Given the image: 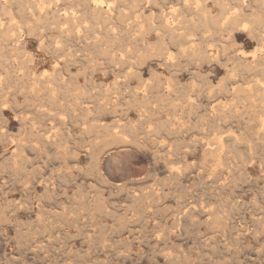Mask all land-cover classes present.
<instances>
[{"label": "rangeland", "instance_id": "obj_1", "mask_svg": "<svg viewBox=\"0 0 264 264\" xmlns=\"http://www.w3.org/2000/svg\"><path fill=\"white\" fill-rule=\"evenodd\" d=\"M138 1L159 25L134 48L142 36L127 27L59 49L32 34L26 48L0 42V264H264V0H194L205 19L187 18L196 46L184 55L163 34L177 0ZM234 6L238 28L217 29Z\"/></svg>", "mask_w": 264, "mask_h": 264}, {"label": "bare ground", "instance_id": "obj_2", "mask_svg": "<svg viewBox=\"0 0 264 264\" xmlns=\"http://www.w3.org/2000/svg\"><path fill=\"white\" fill-rule=\"evenodd\" d=\"M131 1V0H130ZM130 1L129 0H0V42L2 43L3 41H6V40H11L12 42H14V46L13 47H15L16 49L17 48H20V47H25V45H26V40L25 41H23L22 42V38L23 39H25L24 38V36L25 35H34L35 36V38L37 37L38 39H39V41L41 42V44H42V47H43V45H46V47L45 48H47V47H49V46H52V47H56V48H63V47H65L66 46V48H67V46H69L70 45V43L72 44V42H70V37H74V38H76V39H80V38H82V37H85V38H89L90 37V35H94V40H95V43H100L103 39H102V37H101V35H105L106 37H108V38H110L112 41H115L116 39H118L117 37H118V34H119V31H120V29L122 30V27H127V28H130V29H132V30H135V32L136 33H139L140 34V36H142L141 38H140V40L138 39V38H136L135 39V43L132 41V38L133 37H130V36H127L128 37V39H129V37L131 38L130 40L132 41H128L129 43H130V45H132V47H133V45H135V46H137L136 45V43H138L139 41H140V43H141V40L142 39H144V37L143 36H145V34H148L150 31H153L152 33H154L155 31H157V28H158V25L155 23V20H157V18L155 19V16L156 15H154V14H151V16H150V14H149V16H147L148 18H146V17H144V13L143 12H139V10H138V6L133 2V4H131L130 3ZM138 1V0H137ZM156 1V0H155ZM194 1V0H193ZM212 1V0H211ZM215 1V0H214ZM219 1V0H218ZM217 1V2H218ZM221 1V0H220ZM223 1V0H222ZM227 1V0H226ZM235 2V4H236V0H234ZM244 1V0H243ZM245 1H247V0H245ZM138 2H140V0L138 1ZM137 2V3H138ZM151 2V4H152V1H150ZM195 3H192V1L191 0H177V4H176V2L174 3V4H176V5H174V6H172L171 8H170V10L168 9V13H167V16H168V18H167V20H163L164 22H163V29H164V33L163 32H161V34L163 33L164 34V36H165V33H170L171 34V36H173V38L176 40V42H177V46L176 47H178V49H180V50H178L179 52L180 51H183V54L182 55H184V53H186L187 52V50H190V51H192L193 50V47H194V45H195V40L194 39H192V37H194L195 38V35L194 34H191V31H193V30H191V24L193 23V22H191V24H190V20L191 19H187L189 16L191 17V15L193 14V15H201L202 16V19H201V21L203 20V18H204V8H205V4L203 5H199V4H196V1H194ZM199 2H201V0L199 1ZM198 2V3H199ZM202 2H204L203 0H202ZM213 2V1H212ZM223 2H225V1H223ZM229 2V1H228ZM237 2H238V0H237ZM153 3H155L154 1H153ZM163 3H164V0H163ZM171 3V2H170ZM216 3V2H215ZM239 3H241V2H239ZM243 3V2H242ZM245 3V2H244ZM257 3H258V1H257ZM16 4V9H17V11L15 12L14 11V9L12 8V6H14ZM147 4V3H146ZM207 4V3H206ZM210 4V3H209ZM213 4H214V2H213ZM217 5L219 4L220 6H224V5H221V4H223L222 2H220V3H216ZM216 4H214V5H216ZM226 4V3H225ZM238 4V3H237ZM249 4V3H248ZM149 5V4H148ZM171 5H172V3H171ZM211 5V4H210ZM230 5H232V3L230 4ZM242 5V4H241ZM263 5V4H262ZM142 6V5H141ZM140 6V7H141ZM228 6V5H227ZM237 6V5H236ZM236 6H234V11H233V13H231V14H229L228 16H227V18H226V20H225V23L222 25V26H217L216 25V27H217V29H218V27H221V30L222 31H228V30H232V29H235V25H236V23H238L239 22V19H238V17L241 15L240 14V10L239 9H237V8H235ZM243 6H244V4H243ZM264 6V5H263ZM143 7V6H142ZM147 7V6H146ZM226 7V6H225ZM229 7V9L232 7V6H228ZM242 7V6H241ZM154 8H156V7H154ZM161 8V7H160ZM167 8V7H166ZM166 8H164V9H166ZM212 8V7H211ZM217 8V7H216ZM233 8V7H232ZM141 9V8H140ZM159 9V8H158ZM208 9V8H207ZM206 9V10H207ZM218 9H219V6H218ZM222 9V8H221ZM225 9V8H224ZM243 9V8H242ZM144 11H145V9H143ZM161 10V9H160ZM220 10V9H219ZM225 10H227V9H225ZM209 11H211L210 10V8L208 9V11L207 12H209ZM224 11V10H223ZM222 11V12H223ZM229 11V10H228ZM226 12V13H229V12ZM248 11V10H247ZM167 12V11H166ZM207 12H206V14H207ZM220 12V11H219ZM218 12V13H219ZM244 12H246L245 10H244ZM152 13H153V11H152ZM157 13V12H156ZM212 13V12H211ZM221 13V12H220ZM225 13V14H226ZM160 14H162V13H160ZM160 14H158L159 16H160ZM163 14H166V13H163ZM162 14V15H163ZM161 15V16H162ZM195 15V16H196ZM213 15V17H214V15L215 14H212ZM217 15V14H216ZM215 15V16H216ZM244 15V14H243ZM201 16H199V17H201ZM207 16L209 17L210 15H208L207 14ZM218 16V15H217ZM216 16V17H217ZM221 16L223 17L224 15H223V13H221ZM158 17V16H157ZM164 17H166V16H164ZM189 17V18H190ZM211 17V16H210ZM214 18V19H217L218 17H219V19L218 20H220L222 17H220V16H218L217 18ZM197 18H198V16H197ZM197 18H195V20L197 19ZM224 18V17H223ZM244 18V17H243ZM242 18V19H243ZM163 18H161V20H162ZM205 19V18H204ZM209 19L211 20L212 19V17L211 18H208V22H209ZM159 20V19H158ZM217 20V23H218V25H221V24H219V21ZM224 20V19H223ZM237 20H238V22H237ZM245 20V19H244ZM243 20V21H244ZM194 21V20H193ZM199 19H198V22H197V20H196V23H199ZM201 21H200V23H201ZM215 21V20H214ZM214 21H212V23H213V25H215L214 24ZM195 22V21H194ZM205 22H206V20H205ZM216 22V21H215ZM195 23V24H196ZM200 23H199V25H200ZM241 23L242 24H245V22L243 23L242 21L240 22V24H237V26H239V25H241ZM194 24V23H193ZM203 25H204V23H202ZM210 24H211V22H210ZM198 25V26H199ZM258 25V24H257ZM193 27H195V28H198V29H200L201 28V26H200V28L197 26V25H192ZM197 26V27H196ZM211 26V25H210ZM210 26H208V27H210ZM253 26V25H252ZM260 26V25H259ZM258 26V27H259ZM203 27L204 26H202V31L201 32H205L204 30H206L205 29V27L207 28V26H205L204 27V30H203ZM241 27H243V29H242V31H246V28H245V26L243 25V26H241ZM254 27V26H253ZM211 28V27H210ZM236 28H238V27H236ZM124 30H126V29H124ZM147 30V31H146ZM213 30V29H212ZM216 30V29H215ZM237 30V32L240 30H238V29H236ZM199 31V30H198ZM208 30H206V32H207ZM211 31V30H210ZM214 31V30H213ZM217 31V30H216ZM233 31V30H232ZM249 31H251V30H248V32ZM252 31H254V30H252ZM251 31V32H252ZM258 31V30H257ZM47 32H50V35H51V33L52 34H55L56 36L55 37H52V38H50L49 40L47 39L46 40V38H44L46 35V33ZM123 32V31H122ZM128 32H129V29H128ZM131 32V31H130ZM133 32V31H132ZM159 32V31H158ZM205 32V33H206ZM209 32V31H208ZM207 32V33H208ZM236 32V33H237ZM125 33V31L123 32V34ZM167 33V34H168ZM197 33H199V32H197ZM202 33V34H203ZM210 33H212V32H210ZM209 33V34H210ZM218 33H220V32H218ZM225 34V32H222L221 34ZM230 33V32H229ZM156 34V33H155ZM162 34V35H163ZM166 34V35H167ZM196 34V33H195ZM200 34V33H199ZM208 34V35H209ZM215 34V33H214ZM214 34L212 35V36H214ZM248 34H250V33H248ZM261 34V33H260ZM259 34V32H257V36L258 37H261V35ZM92 35V36H93ZM127 35V34H126ZM125 35V36H126ZM128 35H131V34H128ZM150 35V34H149ZM211 35V34H210ZM217 35V34H216ZM232 35V34H231ZM49 36V35H48ZM47 36V37H48ZM134 36V35H133ZM138 36V35H137ZM147 36V35H146ZM221 36V35H220ZM225 36V35H224ZM234 36V35H233ZM248 36V35H247ZM263 36V35H262ZM27 37V36H26ZM31 37V36H30ZM50 37V36H49ZM158 37V36H157ZM197 37H199V36H197ZM217 37V36H216ZM257 37V38H258ZM33 38V37H32ZM34 38V39H35ZM105 38V37H104ZM123 38H125V37H123ZM135 38V37H134ZM134 38H133V40H134ZM161 38H162V36H161ZM160 38V39H161ZM164 38V37H163ZM169 38V37H168ZM210 38H211V36H210ZM221 38V37H220ZM235 38V37H234ZM233 38V39H234ZM254 38H255V36H254ZM29 39H31V38H29ZM28 39V40H29ZM127 39V40H128ZM158 39V38H157ZM156 39V40H157ZM170 39V38H169ZM169 39H167L168 41H170ZM196 39V38H195ZM207 39V38H206ZM223 39V38H222ZM231 39V38H230ZM105 40V39H104ZM107 40V39H106ZM109 40V39H108ZM110 40V41H111ZM162 40V39H161ZM165 41H166V39H164ZM199 40V39H198ZM228 40V39H227ZM226 40V41H227ZM37 41V40H36ZM80 41V40H79ZM86 41H88V40H86ZM109 41V42H110ZM145 41H147L146 39H145ZM200 41V40H199ZM212 41V40H211ZM217 41V40H216ZM229 41V40H228ZM230 41H232V39L230 40ZM116 42V41H115ZM115 42H112V44H114ZM142 42H144V40L142 41ZM149 42V41H148ZM152 42V41H151ZM159 42V41H158ZM164 42V41H163ZM171 42H174V41H171ZM170 42V44H172V47L174 46L173 45V43H171ZM201 42V41H200ZM208 42V41H207ZM213 42V41H212ZM211 42V43H212ZM215 42V41H214ZM218 42V41H217ZM6 43H7V41H6ZM74 43V42H73ZM76 43H77V41H76ZM107 43V42H106ZM127 43V42H126ZM129 43H127V44H129ZM140 43H138V45H140ZM150 43V42H149ZM155 43V42H154ZM162 43V42H161ZM199 43V42H198ZM216 43V42H215ZM222 43V42H221ZM224 43V42H223ZM232 43H234V40L232 41ZM9 45H11L10 43H8ZM37 44H38V42H37ZM40 44V43H39ZM79 44V43H78ZM80 44H82V43H80ZM79 44V45H80ZM103 44V43H102ZM150 44H152V43H150ZM155 44H157V43H155ZM170 44H168V45H170ZM176 44V43H175ZM206 44V43H205ZM217 44V43H216ZM215 44V45H216ZM219 44V43H218ZM225 44H226V42H225ZM6 45V44H5ZM47 45H49V46H47ZM73 45V44H72ZM72 45H70L71 47H72ZM122 45V44H121ZM148 45V44H147ZM146 45V46H147ZM153 45V44H152ZM151 45V46H152ZM164 45V44H163ZM209 45V44H208ZM214 45V44H213ZM226 45H228V44H226ZM0 46H2V45H0ZM7 46V45H6ZM75 46V45H74ZM118 46V45H117ZM123 46V45H122ZM128 46V45H127ZM165 46V45H164ZM196 46V45H195ZM76 47V46H75ZM85 47V46H84ZM107 47V46H106ZM125 47H126V45H125ZM131 46L129 47V48H132ZM139 47H141V46H139ZM149 47V46H148ZM152 47H154V49H155V47H156V45L155 46H152ZM149 48V50H151V49H153V48ZM199 47H201V45L199 46ZM202 47H204V46H202ZM206 47V46H205ZM217 48L219 47L218 45L216 46ZM221 47V46H220ZM223 47V46H222ZM225 47V46H224ZM223 47V48H224ZM1 48H3V47H1ZM4 48H6V47H4ZM26 48V47H25ZM40 48V47H39ZM83 48V47H82ZM110 48V47H109ZM123 48V47H122ZM134 48V47H133ZM160 48V47H159ZM167 48V47H166ZM165 48V51L166 50H168V48L166 49ZM170 48V47H169ZM175 48V47H174ZM198 48V47H197ZM196 48V49H197ZM208 48V47H207ZM226 48V47H225ZM12 49V48H11ZM22 49V48H21ZM42 49V48H41ZM43 49H44V47H43ZM70 48H68V50H69ZM123 49H125V48H123ZM135 49H137V47H135ZM140 49H142V48H140ZM162 49V48H161ZM160 49V50H161ZM171 49V48H170ZM220 48H218V50H219ZM222 49V48H221ZM2 50H4V49H2ZM6 50V49H5ZM14 50V49H13ZM48 50V49H47ZM46 50V51H47ZM50 50V49H49ZM48 50V51H49ZM144 50V49H143ZM142 50V51H143ZM201 50V49H200ZM204 50V49H203ZM206 50V52H207V49H205ZM7 51V50H6ZM12 51V50H11ZM17 51V50H16ZM53 51H55V49L53 50ZM65 51H66V49H65ZM131 51H133L132 49H131ZM148 51V50H147ZM172 51V50H171ZM176 52L175 51V55L178 53L179 54V52ZM202 51V50H201ZM229 51V50H228ZM0 52H4V51H0ZM20 52V51H19ZM52 52V51H51ZM62 52H64V51H62ZM121 52V51H120ZM140 52V51H139ZM146 52V51H145ZM160 52V51H159ZM168 52V51H167ZM173 52V51H172ZM193 52V51H192ZM196 52V51H195ZM199 52V51H198ZM202 52H204V51H202ZM201 52V53H202ZM212 52V51H211ZM125 53V52H124ZM127 53H128V51H127ZM126 53V55H128ZM147 54H148V52H146ZM145 53V54H146ZM149 53H150V51H149ZM151 53H157L158 54V50H157V52H156V50H155V52H151ZM150 53V54H151ZM201 53H199V55L201 56ZM208 53V52H207ZM217 53V52H216ZM114 54V53H113ZM119 54V53H118ZM131 54V53H130ZM129 54V55H130ZM149 54V55H150ZM173 54V53H172ZM191 54H193V53H190V55ZM205 54L206 53H204L203 55L205 56ZM21 55V54H20ZM151 55H153V54H151ZM180 55V54H179ZM195 55V54H194ZM215 55V54H214ZM33 56V55H32ZM31 56V57H32ZM114 56V55H113ZM160 56H161V54H160ZM164 56V55H163ZM168 56V55H167ZM172 56H174V55H172ZM177 56V55H176ZM203 56V57H204ZM207 56V55H206ZM216 56V55H215ZM4 57H6L5 55H4ZM120 57V56H119ZM119 57H117V59H119ZM126 57V56H125ZM180 57H181V55H180ZM188 57V56H187ZM189 57H191V56H189ZM188 57V58H189ZM222 57V56H221ZM230 57V56H229ZM3 58V57H2ZM53 58H55V57H53ZM115 58V57H114ZM127 58V57H126ZM174 58H175V56H174ZM198 58H199V56H198ZM200 58H202V56L200 57ZM199 58V59H200ZM205 58V57H204ZM59 59V58H58ZM66 59H68V57H66ZM128 59V58H127ZM130 59V58H129ZM165 59V58H164ZM167 59V58H166ZM171 59V58H170ZM177 59V58H176ZM203 59V58H202ZM213 59V58H212ZM227 59H228V57H227ZM263 60H264V57L262 58ZM60 60V59H59ZM70 60V59H69ZM68 60V61H69ZM115 60V59H114ZM194 60V59H193ZM201 60V59H200ZM258 60V62H260V59H257ZM17 61H20V60H17ZM57 61V60H56ZM71 61V60H70ZM75 61V60H74ZM121 61V60H120ZM120 61H118L119 63H120ZM167 61V60H166ZM174 61V60H173ZM172 61V62H173ZM177 61V60H176ZM217 61V60H216ZM215 61V62H216ZM242 61V60H241ZM21 62H23L22 60H21ZM26 61H24V63H25ZM28 62V61H27ZM65 62V61H64ZM63 62V63H64ZM117 61H115V63H116ZM170 62V61H169ZM168 62V63H169ZM211 62V61H210ZM264 62V61H263ZM263 62H260V63H263ZM58 63V62H57ZM129 62H127L126 64H128ZM20 64V63H19ZM118 64V63H117ZM133 64V63H132ZM172 64H174V62L172 63ZM208 64V63H207ZM241 64V63H240ZM244 64V63H243ZM251 64H252V62H251ZM257 64V63H256ZM18 65V64H17ZM21 65V64H20ZM24 65V64H23ZM55 65V64H54ZM62 65V64H61ZM64 65H66V63L64 64ZM257 65H261V64H257ZM256 65V66H257ZM7 66V65H6ZM14 66V65H13ZM12 66V67H13ZM58 66V65H57ZM175 66H177V65H175ZM5 67V66H4ZM3 67V68H4ZM8 67H10V65H8ZM26 67H28V66H26ZM26 67H22V68H26ZM131 67V66H130ZM241 67H242V65H241ZM257 67H259V66H257ZM15 68V67H14ZM13 68V69H14ZM20 68V67H19ZM243 68V67H242ZM13 69H11V72H12V70ZM23 69V70H24ZM27 69V68H26ZM5 70V69H4ZM22 70V71H23ZM255 70V69H254ZM262 70V69H261ZM229 71V70H228ZM227 71V72H228ZM249 71V70H248ZM15 72V71H14ZM17 72V71H16ZM26 72V71H25ZM36 72V71H35ZM44 72V71H43ZM42 72V73H43ZM10 73V72H9ZM41 73V74H42ZM54 73V72H53ZM138 73V72H137ZM12 74V73H11ZM131 74V73H130ZM134 74V73H133ZM154 74V73H153ZM179 74V73H178ZM38 75V74H37ZM45 75V74H44ZM64 75V74H63ZM174 75V74H173ZM207 75V74H206ZM61 76V75H60ZM39 77V76H38ZM46 77H48V76H46ZM45 78V77H44ZM57 78V77H56ZM64 78V77H63ZM62 78V79H63ZM48 79V78H47ZM61 79V78H60ZM207 79V78H206ZM45 80V79H44ZM57 80V79H56ZM56 80H54V81H56ZM37 81V80H36ZM172 81V80H171ZM31 82H32V80H31ZM44 82H46V81H44ZM43 82V83H44ZM58 82H60V81H57V83ZM165 82V81H164ZM210 82V81H209ZM1 83V82H0ZM55 83V82H54ZM160 83V82H159ZM24 84V83H23ZM173 84H175V82L173 83ZM177 84V83H176ZM210 84V83H209ZM32 86V85H31ZM47 86V85H46ZM52 86V85H51ZM170 86V85H169ZM176 86V85H175ZM262 86V85H261ZM35 87H36V85H35ZM40 87H41V85H40ZM37 88V87H36ZM225 88V87H224ZM232 88V87H231ZM43 89V88H42ZM256 89H257V87H256ZM263 89V88H262ZM261 89V90H262ZM3 90V89H2ZM38 90H40V89H38ZM168 90H170V88L168 89ZM252 90V89H251ZM1 91V90H0ZM34 91V90H33ZM144 91H145V89H144ZM250 91V90H249ZM257 91V90H256ZM2 92V91H1ZM0 92V93H1ZM134 92V91H133ZM136 92V91H135ZM168 92V91H167ZM238 92V91H237ZM255 92V91H254ZM261 92V91H260ZM263 92V91H262ZM169 93V92H168ZM233 93V92H232ZM251 93H253V92H250V94ZM264 93V92H263ZM234 94V93H233ZM136 95V94H135ZM134 95V93H133V96H135ZM137 95H138V93H137ZM143 95H144V92H143ZM167 95V94H166ZM145 96V95H144ZM147 96V95H146ZM168 96V95H167ZM1 97V96H0ZM135 97H137V96H135ZM250 97H251V95H250ZM2 98V97H1ZM0 98V99H1ZM145 98V97H144ZM178 98V97H177ZM190 97H188V99H189ZM192 98V97H191ZM185 99V98H184ZM183 99V100H184ZM179 100H181V99H179ZM190 100V99H189ZM189 100H188V102H185L186 104L187 103H189ZM7 101V99L5 100V102ZM176 101V100H175ZM182 101V100H181ZM186 101H187V99H186ZM2 102V101H1ZM183 102V101H182ZM7 103V102H6ZM181 103V102H180ZM179 103V104H180ZM206 103V102H205ZM1 104V103H0ZM80 104V103H79ZM185 104V105H186ZM2 105H3V102H2ZM7 105H9V104H7ZM77 105V104H76ZM76 105H74V106H76ZM182 105V104H181ZM180 105V106H181ZM188 105V104H187ZM6 106V105H5ZM87 106V105H86ZM86 106H84V107H86ZM89 106V105H88ZM177 106H179V105H177ZM176 105H175V107H177ZM184 106V105H183ZM189 106V105H188ZM193 106V105H192ZM191 106V107H192ZM3 107V106H2ZM2 107H0V108H2ZM7 107V106H6ZM92 107V106H91ZM99 107V106H98ZM102 107V106H101ZM197 107V106H196ZM200 107V106H199ZM5 108V107H4ZM74 108V107H73ZM77 108H79V107H77ZM80 108L82 109V107L80 106ZM180 107H178V109H179ZM184 108V107H183ZM193 108V107H192ZM209 108V107H208ZM217 108V107H216ZM222 108V107H221ZM81 109H79V110H81ZM86 109H87V107H86ZM89 109H90V107H89ZM96 109V108H95ZM187 109V108H186ZM191 109V108H190ZM195 109V108H194ZM210 109V108H209ZM208 109V110H209ZM85 110V109H84ZM91 110H93L92 108H91ZM90 110V111H91ZM192 110V109H191ZM12 111V110H11ZM39 113H41V111L40 110H37ZM86 111V110H85ZM87 111H89L88 109H87ZM84 112V113H88V112ZM96 111V110H95ZM148 111V110H147ZM183 111H184V109H183ZM189 111V110H188ZM205 111V110H204ZM217 111V110H216ZM220 111V110H219ZM219 111H217L218 113H219ZM222 111V110H221ZM220 111V112H221ZM2 112V111H1ZM0 112V113H1ZM38 112H36L37 114H38ZM94 112V111H93ZM104 112H105V110H104ZM144 112V111H143ZM142 112V113H143ZM83 113V114H84ZM95 113V112H94ZM137 113H139V112H137ZM228 113V112H227ZM226 113V114H227ZM44 114V113H43ZM82 114V113H81ZM82 114V115H83ZM89 114H91V113H89ZM140 114V113H139ZM138 114V115H139ZM145 114V113H144ZM1 115H3V113L1 114ZM5 115V114H4ZM25 115V114H24ZM42 115V114H41ZM206 115V114H205ZM222 115H224V114H222ZM15 116H17V115H15ZM19 116V115H18ZM23 116V115H22ZM140 116H142V115H140ZM147 116V115H146ZM20 117V116H19ZM39 117V116H38ZM89 117V116H88ZM143 117H144V115H143ZM213 117H216V115L215 116H213ZM17 118V117H16ZM15 118V119H16ZM23 118V117H22ZM21 118V119H22ZM26 119H27V117H25ZM90 118V117H89ZM92 118H94V117H92ZM147 118V117H146ZM149 118H150V115H149ZM221 118H222V116H221ZM144 118H142V121H144L143 120ZM176 119V118H175ZM174 119V120H175ZM180 119V118H179ZM178 119V120H179ZM215 119V118H214ZM4 120H5V118H4ZM28 120V119H27ZM91 120V119H90ZM90 120H88V121H90ZM140 120V119H139ZM150 120H152V119H150ZM149 120V121H150ZM172 120H173V118H172ZM172 120H171V122H172ZM7 121V120H6ZM18 121V120H17ZM20 121V120H19ZM25 121V120H24ZM28 121H30V120H28ZM92 121V120H91ZM90 121V122H91ZM168 121V120H167ZM62 122H63V120H62ZM139 122V124H140V121H138ZM137 122V123H138ZM151 122V121H150ZM148 123V124H151V123ZM164 122V121H163ZM163 122H162V124H163ZM166 122V121H165ZM178 122V121H177ZM177 122H176V124H177ZM4 123V122H3ZM99 123V122H98ZM131 123V122H130ZM147 123V122H146ZM153 123V122H152ZM169 123H170V119H169ZM169 123H168V125H169ZM6 125H7V123H5ZM27 124V123H26ZM25 124V125H26ZM87 124V123H86ZM120 124V123H119ZM156 124V123H155ZM154 124V125H155ZM172 124V123H171ZM1 125V124H0ZM27 125H29V123L27 124ZM96 125H97V123H96ZM96 125H95V127H96ZM153 125V124H152ZM157 125V124H156ZM167 125V126H168ZM179 125H182V124H179ZM178 125V126H179ZM93 126V125H92ZM101 126V125H100ZM127 126V125H126ZM134 126V125H133ZM136 126H137V124H136ZM142 127H143V125H141ZM145 126V125H144ZM159 126V125H158ZM158 126H155V127H158ZM162 125L160 124V127H161ZM165 126H166V124H165ZM170 126V125H169ZM176 126V125H175ZM174 126V127H175ZM28 126H26V128H27ZM30 127H31V129H32V124L30 125ZM120 127V126H119ZM140 127V126H139ZM138 127V128H139ZM153 127V126H152ZM4 127H2V129H3ZM123 128V127H122ZM122 128H120L121 129V131H122ZM128 128V127H127ZM138 128H135V129H137L138 130ZM165 128V127H164ZM170 128V127H169ZM177 128V127H176ZM179 128V127H178ZM177 128V129H178ZM180 128H181V126H180ZM83 129H85V128H83ZM99 129H101V127L99 128ZM119 129V130H120ZM161 129H162V127H161ZM29 130V129H28ZM34 130V129H33ZM32 130V131H33ZM165 130H167L166 128H165ZM181 130V129H180ZM183 130V129H182ZM182 130H181V133H182ZM3 131H5L6 132V129L5 130H3ZM35 131V130H34ZM40 131V130H39ZM99 131V130H98ZM167 131H169V134H170V131H171V128H170V130L168 129ZM175 131V130H174ZM186 131V130H185ZM188 131V130H187ZM5 132H4V134H5ZM30 132V131H29ZM138 132V131H137ZM152 132H153V130H152ZM152 132H151V134H152ZM178 133H176V134H179L180 132H179V130L177 131ZM7 133V132H6ZM31 133H33V132H30V136L32 135ZM147 133H150V132H147ZM181 133H180V135H181ZM8 134V133H7ZM124 134V133H123ZM122 134V135H123ZM176 134H173L174 136L176 135ZM6 135V134H5ZM33 135H35L36 136V134L34 133ZM32 135V136H33ZM43 135V134H42ZM45 135V134H44ZM48 135V134H47ZM148 135H150V134H148ZM7 136V135H6ZM177 136H179V135H177ZM5 137V136H4ZM46 137V136H45ZM219 137V136H218ZM6 138V137H5ZM44 138V137H43ZM49 138V137H48ZM181 138V137H180ZM53 139V138H52ZM174 139V138H173ZM182 139V138H181ZM187 139V138H186ZM223 138H220V139H218V141H219V145L222 147L223 146V140H222ZM5 140V139H4ZM43 140H45V139H43ZM46 140H48V139H46ZM45 140V141H46ZM183 140H184V137H183ZM41 141H42V139H41ZM55 141H56V139H55ZM62 141V140H61ZM44 142V141H43ZM43 142H42V144H43ZM185 141H182V143H184ZM179 143H181V142H178V145H180ZM182 143H181V145H182ZM1 144H2V142H1ZM41 144V143H40ZM39 144V145H40ZM41 144V145H42ZM171 144H173V143H171ZM177 144V143H176ZM203 144V143H202ZM208 144V143H207ZM206 144V145H207ZM47 145V144H46ZM44 146V145H43ZM185 146H187V145H185ZM210 146V145H209ZM19 147V146H18ZM171 147H173V146H171ZM170 147V148H171ZM208 147V146H207ZM16 148V147H15ZM213 148V147H212ZM175 149H176V147H175ZM182 149H183V147H182ZM186 149V148H185ZM192 149V148H191ZM206 149V148H205ZM171 150H172V148H171ZM196 150V149H195ZM219 150V149H218ZM16 151V150H15ZM168 151V150H167ZM166 151V153H168ZM181 152V151H180ZM183 152V151H182ZM187 152H188V150H187ZM12 153V152H11ZM221 153V152H220ZM17 153L15 152V155L12 153L11 154V156L12 155H14V156H17L16 155ZM164 154V153H163ZM162 154V155H163ZM183 154V153H182ZM20 155H22V153H20ZM167 155V154H166ZM175 155V154H174ZM173 155V156H174ZM177 155V154H176ZM187 155V154H186ZM158 156V155H157ZM165 156V155H164ZM221 156V155H220ZM179 157V156H178ZM184 157L186 158V156H185V154H184ZM188 157V156H187ZM155 158H156V156H155ZM165 158V157H164ZM13 159H15V158H13ZM20 159V158H19ZM25 159H27V157L25 158ZM25 159H24V161H25ZM177 159H179V158H177ZM219 159H221V158H219ZM157 160V159H156ZM163 160V159H162ZM181 160V159H180ZM16 161V160H15ZM170 161V160H169ZM172 161V160H171ZM219 161V160H218ZM163 162V161H162ZM174 163V162H173ZM189 163V162H188ZM163 164H164V162H163ZM163 164H162V166H163ZM171 164H172V162H171ZM165 165V164H164ZM167 166V165H166ZM165 166V167H166ZM169 167V164H168V166L166 167V169ZM191 167V166H190ZM187 168V167H186ZM193 168V167H192ZM182 170H184V169H182ZM181 169H180V171H182ZM190 170V169H189ZM167 171V170H166ZM172 171V170H171ZM171 171H170V174H172L171 173ZM168 172V171H167ZM166 172V173H167ZM183 172V171H182ZM181 172V173H182ZM185 172V171H184ZM221 172V171H220ZM174 173H176V172H174ZM173 173V174H174ZM178 173V172H177ZM169 174V175H170ZM172 177H173V175H171ZM171 176H169L170 178H171ZM175 176V175H174ZM178 176H179V173H178ZM187 176V175H186ZM175 177H177V176H175ZM183 177V176H182ZM178 178H176V180H177ZM169 180H172V179H169ZM175 181V180H174ZM177 181H179V179L177 180ZM176 181V182H177ZM180 183V182H179ZM178 183V184H179ZM183 183V182H182ZM181 184V183H180ZM45 185V184H44ZM181 186V185H180ZM45 187V186H44ZM47 187V186H46ZM184 188H185V186H184ZM47 189H48V187H47ZM51 191V190H50ZM155 192V191H154ZM153 192V193H154ZM157 192H155V194H156ZM150 194H151V192H150ZM152 195V194H151ZM144 196V195H143ZM142 196V198H144ZM140 198V197H139ZM142 198H140V199H142ZM158 198V197H157ZM182 203V202H181ZM186 203V202H185ZM184 204V203H183ZM187 204V203H186ZM196 204V203H195ZM182 207H184V205H181ZM188 206V205H187ZM190 206V205H189ZM188 206V207H189ZM195 206V205H194ZM186 207V206H185ZM191 207V206H190ZM196 208V207H195ZM189 210H190V208H188ZM188 209H187V211H188ZM196 210V209H195ZM190 212V211H189ZM189 212H186V213H189ZM179 215V214H178ZM190 215V214H189ZM191 216V215H190ZM183 217V216H182ZM179 218H181V217H179ZM189 222V221H188ZM207 222V221H206ZM184 223V222H183ZM190 223V222H189ZM192 226V225H191ZM175 259V258H174ZM170 260V259H169ZM176 261H178L177 259H176Z\"/></svg>", "mask_w": 264, "mask_h": 264}]
</instances>
